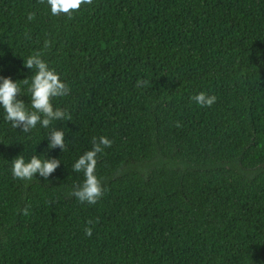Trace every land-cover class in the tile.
<instances>
[{
    "label": "trees",
    "instance_id": "1",
    "mask_svg": "<svg viewBox=\"0 0 264 264\" xmlns=\"http://www.w3.org/2000/svg\"><path fill=\"white\" fill-rule=\"evenodd\" d=\"M37 53L68 119L22 132L0 115V264H264V0H91L71 16L0 0V77L26 107ZM53 129L63 149L46 147ZM100 136L102 195L81 203L72 164ZM33 154L59 165L14 178Z\"/></svg>",
    "mask_w": 264,
    "mask_h": 264
},
{
    "label": "clouds",
    "instance_id": "2",
    "mask_svg": "<svg viewBox=\"0 0 264 264\" xmlns=\"http://www.w3.org/2000/svg\"><path fill=\"white\" fill-rule=\"evenodd\" d=\"M91 0H46L51 15H72L82 4L87 5ZM31 19V16H29ZM23 67L31 72L30 79H23L28 85V107L25 101L19 99L20 88L17 81L9 77H0V115L11 127L18 128L22 132H29L37 124L41 128H47L57 119L66 120L68 116L59 108L54 109L50 103L51 98L61 97L68 93L67 85L59 78V75L41 59L40 55L33 54L23 61ZM147 81H137V85L143 87ZM190 101L201 107H210L216 101V97L200 91L191 96ZM64 133L53 129L47 135L48 149H63ZM112 141L105 136L93 137L92 146L83 152L72 164V170L83 174V179L74 188L71 195L78 202L93 204L102 195L100 181L95 175L96 157L98 153L111 145ZM59 165L56 159L42 158L40 154H33L27 160L23 156H16L11 160V175L14 178L29 180L33 177L47 179ZM85 235H91V229H85Z\"/></svg>",
    "mask_w": 264,
    "mask_h": 264
}]
</instances>
